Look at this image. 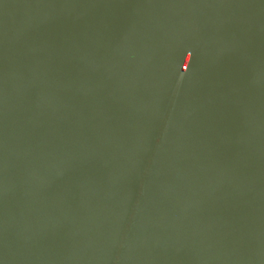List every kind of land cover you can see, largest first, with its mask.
Returning a JSON list of instances; mask_svg holds the SVG:
<instances>
[{"label":"water","instance_id":"1","mask_svg":"<svg viewBox=\"0 0 264 264\" xmlns=\"http://www.w3.org/2000/svg\"><path fill=\"white\" fill-rule=\"evenodd\" d=\"M0 264H264V0H0Z\"/></svg>","mask_w":264,"mask_h":264}]
</instances>
